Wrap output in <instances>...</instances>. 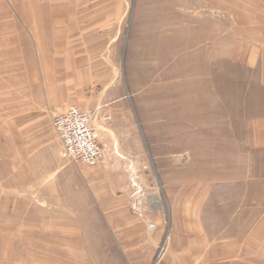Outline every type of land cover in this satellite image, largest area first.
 Here are the masks:
<instances>
[{
  "label": "rangeland",
  "instance_id": "obj_1",
  "mask_svg": "<svg viewBox=\"0 0 264 264\" xmlns=\"http://www.w3.org/2000/svg\"><path fill=\"white\" fill-rule=\"evenodd\" d=\"M65 55L90 90L110 68L107 99L123 94L111 211L84 182L98 163L63 151L76 192L71 172L54 188L24 156L61 110L46 79ZM263 225L264 0H0V264H123L142 228L157 264H264Z\"/></svg>",
  "mask_w": 264,
  "mask_h": 264
},
{
  "label": "crops",
  "instance_id": "obj_2",
  "mask_svg": "<svg viewBox=\"0 0 264 264\" xmlns=\"http://www.w3.org/2000/svg\"><path fill=\"white\" fill-rule=\"evenodd\" d=\"M65 58H67V65L70 67L62 68V73L56 68L55 75H47L46 83H49L50 87L46 107L62 110L67 104H75L84 109L110 108V111H106L107 113L102 112V110L98 111L101 115L109 114L110 116L109 119L100 121L96 120V127L100 132V141L103 145V159L97 164V168H92L90 171H88V169L85 170V174L86 172L89 173L84 179V182L88 185L93 197L98 196V200L103 204L104 209H109L111 211L113 203H121L118 200L119 197H112L111 192L113 188L121 187V182L117 181L118 179L115 180L111 173L123 172V94L119 96V99L114 101L107 99L108 96L111 95V88L113 85L111 83L112 78L110 68L107 78L105 73L103 76L97 78V80L103 81L100 82L103 84L99 92L96 93V89L90 90V88L87 87L89 84L96 81L95 77L92 79L91 75L88 76L86 72L80 74L79 65L75 66L74 69L72 61L74 58H72L71 55H65ZM103 85L105 86L103 87ZM56 112L57 111L54 113ZM51 127L45 125L41 129L40 127L35 126L38 133H31L32 130L30 129L33 128L31 126L26 132L27 134L25 136H27V139L23 143L24 151L27 150L25 151L26 155L24 156L26 157L28 154L30 155L29 161L31 160L32 163L31 170L40 172L43 181L52 179L48 181L49 184L54 186V188L64 186L65 176L71 172V179L69 181L67 180V184L71 182V186L75 188L76 192H78L80 190L79 165H70V162L64 157L62 143L59 138L56 137L55 132ZM37 157L40 158L39 164H35V159ZM25 161L27 162V159H25ZM96 172H101V175L97 177ZM111 213L112 212H110V215ZM135 219L137 222H140L138 219L143 220V218H138L137 216H135ZM139 225L141 224L139 223ZM256 229L257 228L254 230L256 231ZM259 231L264 233V225L262 228L258 229V232ZM144 232L148 233L149 231L146 228H142L140 232L138 230L130 231V233H127V236L130 234L131 236L142 237L134 238L133 240L127 238L123 239V264H157V262H153L154 255L152 257L151 250V248L157 243V239L153 241V243H145V239H143ZM153 234L154 233L151 232V235ZM248 236L252 237L250 234H248ZM156 237H158L157 234ZM252 242H254L253 244H256V242L258 243V239L253 238ZM146 248L148 249L146 250ZM161 258L162 259H160L158 264H178L177 257L172 254L168 255L166 253Z\"/></svg>",
  "mask_w": 264,
  "mask_h": 264
},
{
  "label": "built area",
  "instance_id": "obj_3",
  "mask_svg": "<svg viewBox=\"0 0 264 264\" xmlns=\"http://www.w3.org/2000/svg\"><path fill=\"white\" fill-rule=\"evenodd\" d=\"M51 126L69 158L89 165L103 159L100 132L88 110L69 104L53 114Z\"/></svg>",
  "mask_w": 264,
  "mask_h": 264
}]
</instances>
